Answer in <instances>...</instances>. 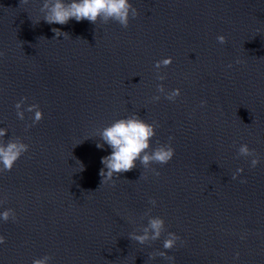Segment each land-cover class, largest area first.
Wrapping results in <instances>:
<instances>
[{
  "label": "water",
  "instance_id": "water-1",
  "mask_svg": "<svg viewBox=\"0 0 264 264\" xmlns=\"http://www.w3.org/2000/svg\"><path fill=\"white\" fill-rule=\"evenodd\" d=\"M130 2L138 15L125 28L49 24L43 0H0V127L29 145L0 173V211L16 214L0 220V264H264V0ZM158 84L181 93L153 101ZM22 97L43 111L27 130L34 113L17 118ZM133 114L156 125L153 148L172 137L174 156L151 165L158 176L137 161L100 185L111 149L96 146L99 133ZM241 144L260 157L254 168L237 157ZM149 208L165 232L141 245L129 234ZM168 232L180 237L172 249Z\"/></svg>",
  "mask_w": 264,
  "mask_h": 264
},
{
  "label": "clouds",
  "instance_id": "clouds-1",
  "mask_svg": "<svg viewBox=\"0 0 264 264\" xmlns=\"http://www.w3.org/2000/svg\"><path fill=\"white\" fill-rule=\"evenodd\" d=\"M28 3L29 0H20V4L27 5ZM40 12L43 13V20L49 24L65 25L73 19L77 22L87 20L96 24L99 20L102 23L114 21L125 28L129 25L130 19L138 15L137 9L130 0H43ZM52 31L57 37L67 34L59 28H53ZM226 39L224 35L217 36V41L221 44H224ZM3 55L4 52L0 51V56ZM236 62L240 63L239 59ZM171 63L172 57L168 56L156 61L154 67L159 70L161 66L166 67ZM228 67H231V64ZM157 79L162 81L165 76L158 74ZM157 93V95L152 97L153 101H158L161 98L159 94H163L170 101H175L181 90L175 88L171 91H166L163 84H158ZM26 100L27 97H22L16 102L15 108L17 118L20 120L25 119V112L34 113L32 123L25 126L27 130V128L32 127L43 119V111L36 103L22 107L25 105ZM206 103L207 101L205 100L201 101V105ZM155 129L156 125L154 123H149L138 115L133 114L114 120L100 131L99 137L102 142H98L96 146L103 148L106 144L111 149V153L101 159L103 167L100 170L102 178L100 185L108 184L109 182L114 184L113 176L135 169L137 161L140 162L143 169H151L155 175H159V172L155 168H151V165L154 163L160 165L168 163L173 158L175 149L171 145L172 137H169L168 143L161 144L157 142V146L153 148L152 138L156 135ZM7 132L6 128L0 127V173L10 171L20 157L29 149V145L20 137L5 140ZM241 156L251 158L250 166L253 168L260 162V157L256 154L255 149H251L247 144L239 146L237 157ZM242 172L243 168H237L231 178L237 179ZM240 182L246 183V178H241ZM149 202L153 206L156 204L154 198H150ZM3 203L4 200L0 199V205ZM151 211V208H149L144 213L148 217V223L143 225L140 231L131 232L129 234L130 240L137 241L143 245L159 239L165 232L164 218L150 215ZM10 219L13 221L16 219L14 209L6 208L0 211V220L7 222ZM178 240H180V237L176 233L168 232L163 241V248L172 249L176 246ZM5 241L6 237L0 234V244L5 243ZM157 255L169 261L175 260V257L168 256L165 251L157 250L151 254L153 258ZM236 256L238 257L239 253H236ZM50 260L51 257L49 255H44L40 258H34L32 264H49Z\"/></svg>",
  "mask_w": 264,
  "mask_h": 264
}]
</instances>
